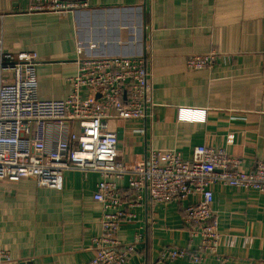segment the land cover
Wrapping results in <instances>:
<instances>
[{
    "label": "crops",
    "instance_id": "1",
    "mask_svg": "<svg viewBox=\"0 0 264 264\" xmlns=\"http://www.w3.org/2000/svg\"><path fill=\"white\" fill-rule=\"evenodd\" d=\"M72 14H28V0H0V40L5 53L34 52L40 100H63L72 91L77 46L82 57H144L152 74L151 117L110 122L116 161L142 162L149 150L175 151L190 161L196 146L222 150L250 172L264 164V0H89ZM215 52L206 69L189 71L190 56ZM205 111L204 122H180L179 109ZM229 137L232 142H228ZM100 177L66 171L48 184L0 180V264H88L100 234L101 205L93 200ZM125 193L127 181L116 182ZM211 210L219 235L214 252L185 224L195 203L153 204L143 193L118 240L139 236L126 264H264V194L213 185ZM124 202H128L123 197ZM202 257L159 259L166 249ZM224 259V261H222Z\"/></svg>",
    "mask_w": 264,
    "mask_h": 264
},
{
    "label": "built area",
    "instance_id": "2",
    "mask_svg": "<svg viewBox=\"0 0 264 264\" xmlns=\"http://www.w3.org/2000/svg\"><path fill=\"white\" fill-rule=\"evenodd\" d=\"M28 14L65 16L89 7V0H28ZM150 1V0H146ZM94 45L77 46L76 73L69 79L72 91L63 100H40L37 94L34 52L5 53L0 40V180L33 179L48 184L66 171L96 173L100 180L93 200L101 205L100 234L92 239L93 258L88 264H126L139 236L121 244V225L135 220L145 193L153 204L181 203L196 197L184 210V223L201 240L199 250L214 252L219 239L213 218V185L254 190L264 194V164L250 172L238 170L240 160L222 150L196 146L190 161L175 151L149 150L142 162L123 165L116 161L117 137L110 122L145 123L151 117L152 74L144 57H82ZM218 54L190 56L189 71L209 68ZM180 122H204L205 111L179 109ZM228 142H232L229 137ZM127 181L128 202L122 200L116 182ZM0 258L10 261L8 253ZM199 255L166 249L159 259ZM224 261V259L222 260Z\"/></svg>",
    "mask_w": 264,
    "mask_h": 264
},
{
    "label": "trees",
    "instance_id": "3",
    "mask_svg": "<svg viewBox=\"0 0 264 264\" xmlns=\"http://www.w3.org/2000/svg\"><path fill=\"white\" fill-rule=\"evenodd\" d=\"M127 188H126V190H125V193H120V195L122 196L123 195V197H126V199H129V197L127 196ZM127 201H129V200H127ZM179 204V203H178ZM193 228H195V227H193ZM191 261V260H190Z\"/></svg>",
    "mask_w": 264,
    "mask_h": 264
}]
</instances>
